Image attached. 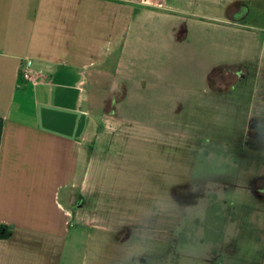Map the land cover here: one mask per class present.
Returning a JSON list of instances; mask_svg holds the SVG:
<instances>
[{
	"label": "rangeland",
	"instance_id": "obj_1",
	"mask_svg": "<svg viewBox=\"0 0 264 264\" xmlns=\"http://www.w3.org/2000/svg\"><path fill=\"white\" fill-rule=\"evenodd\" d=\"M231 3L244 13L231 17ZM182 6L180 21L156 18L162 8L149 18L152 36L184 22L182 53L118 69L121 94L90 109L57 264H264V198L252 192L264 179V0ZM238 61L213 88L216 67Z\"/></svg>",
	"mask_w": 264,
	"mask_h": 264
},
{
	"label": "crops",
	"instance_id": "obj_2",
	"mask_svg": "<svg viewBox=\"0 0 264 264\" xmlns=\"http://www.w3.org/2000/svg\"><path fill=\"white\" fill-rule=\"evenodd\" d=\"M168 1L0 0V264H57L56 244L73 213L61 196L72 203L75 193L66 192L88 159L90 109L121 94L119 70L144 71V58L148 70L155 56L187 44L184 22L172 34L150 33L157 9L165 20L188 12L184 0ZM245 63L220 67L237 72Z\"/></svg>",
	"mask_w": 264,
	"mask_h": 264
},
{
	"label": "flooded vegetation",
	"instance_id": "obj_3",
	"mask_svg": "<svg viewBox=\"0 0 264 264\" xmlns=\"http://www.w3.org/2000/svg\"><path fill=\"white\" fill-rule=\"evenodd\" d=\"M241 6V8H240V11H239V9L234 13V10H235V6L233 5L231 8H232V14H230L232 17H235V16H237L238 14H242V11H244V8H243V5L241 4V5H237V7H240ZM243 9V10H242ZM230 11H231V9H230ZM254 181V185H253V190H252V192L253 193H255L256 194V196H258V197H263L264 198V179L262 178H258V179H255V180H253ZM128 235V237L130 236V234H127ZM120 241V243L122 242H124L125 241V237L124 238H122V239H119ZM119 245H121V244H119Z\"/></svg>",
	"mask_w": 264,
	"mask_h": 264
},
{
	"label": "trees",
	"instance_id": "obj_4",
	"mask_svg": "<svg viewBox=\"0 0 264 264\" xmlns=\"http://www.w3.org/2000/svg\"><path fill=\"white\" fill-rule=\"evenodd\" d=\"M243 13H244V11H243ZM234 18H237V16H235ZM233 70H235V69L232 68V67H219V68L215 69V70L211 73V75H210V77H209V83L211 84V86H212L213 88H215V86H214V85H215V80H214L215 76H217V75H219V74H222L223 71H226V72L230 73V72H232Z\"/></svg>",
	"mask_w": 264,
	"mask_h": 264
},
{
	"label": "built area",
	"instance_id": "obj_5",
	"mask_svg": "<svg viewBox=\"0 0 264 264\" xmlns=\"http://www.w3.org/2000/svg\"><path fill=\"white\" fill-rule=\"evenodd\" d=\"M21 76L25 79V80H30V81H34L35 82V77L33 76L32 72L30 70H28L27 68H21Z\"/></svg>",
	"mask_w": 264,
	"mask_h": 264
}]
</instances>
